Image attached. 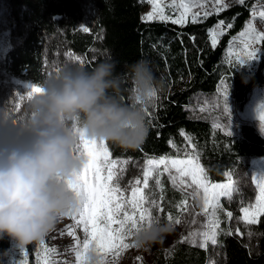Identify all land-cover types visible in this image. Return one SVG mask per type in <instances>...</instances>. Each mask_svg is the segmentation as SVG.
Masks as SVG:
<instances>
[{"label": "trees", "instance_id": "16d2710c", "mask_svg": "<svg viewBox=\"0 0 264 264\" xmlns=\"http://www.w3.org/2000/svg\"><path fill=\"white\" fill-rule=\"evenodd\" d=\"M145 0H0V116L19 120L25 117L26 107H15L5 101L11 80L40 85L49 74L46 54L58 50L78 56L82 66L93 69L104 60L116 62V73L123 74L126 66L137 60L150 61L163 88L148 108V135L134 151H124L107 144L113 159L125 161L119 183L126 187L135 179H143V169L137 162L164 155L176 157L185 153L194 156L214 183L226 182L228 174L237 180L240 173L252 169L250 159H264V136L249 124H240L229 135L213 129L196 113L195 105L203 97H210L229 67L223 57L231 39L244 27L256 3L264 0H244L234 3L196 23L184 26L171 22L141 19ZM220 21L225 27L218 46L213 49L208 30ZM81 26H88L85 33ZM195 37L193 41L191 38ZM256 72L244 83L233 69L229 79L236 93L239 109L246 104L251 89L263 84L264 45ZM125 82L122 96L128 100ZM188 139V140H187ZM169 141L172 144H169ZM195 145V149L191 147ZM161 206L165 217L171 213L179 217L177 204L182 196L169 183L161 180ZM253 186L236 187L231 202L223 199L220 211L218 243L201 249L180 240L168 247L150 248L149 264H264V216L259 223L246 226L240 220V208L255 196ZM227 211L233 212L231 220ZM239 227L243 236L236 235ZM229 229L231 235L228 234ZM251 231V236H249ZM11 247L9 240H0V255ZM28 264H35L32 252Z\"/></svg>", "mask_w": 264, "mask_h": 264}, {"label": "clouds", "instance_id": "9594fccd", "mask_svg": "<svg viewBox=\"0 0 264 264\" xmlns=\"http://www.w3.org/2000/svg\"><path fill=\"white\" fill-rule=\"evenodd\" d=\"M115 69L114 60L91 70L67 65L27 97L24 118L0 116V240H9L15 250L41 241L78 208L72 186L88 163L77 151L82 139L124 151L144 143L146 110L163 83L147 59L127 65L123 74ZM174 230V224L161 220L135 232L130 242L148 250ZM81 264L109 261L92 244L81 249Z\"/></svg>", "mask_w": 264, "mask_h": 264}, {"label": "snow or ice", "instance_id": "6c2138e0", "mask_svg": "<svg viewBox=\"0 0 264 264\" xmlns=\"http://www.w3.org/2000/svg\"><path fill=\"white\" fill-rule=\"evenodd\" d=\"M211 2L214 5L223 4V0H211ZM149 3L152 5V10L142 17L143 21H170L174 25H185L190 8L184 0H181L180 3V8L183 11L179 12L175 18L165 14V9L161 6L160 0H149ZM238 3L243 5L244 0H238ZM214 10L219 12L222 8L216 7ZM210 14V12L204 11L203 17L207 18ZM251 14L255 17V5ZM259 15L264 17V10H261ZM199 16L200 13L198 12L192 13V23H196ZM81 27L85 33L91 31L88 26ZM225 27L230 29L232 24L225 26L224 21H220L215 28L208 30V38L213 49L218 46L220 37L225 34ZM191 39L194 41L195 37ZM257 45H264V32L255 31L251 22L246 24L245 31H242L238 37H233L229 42L227 49L229 72H226L218 89L224 100V112H230L227 103L230 87L228 80L231 79L229 73H232L237 65L243 66L258 59L259 52L254 47ZM75 59L80 60L79 57ZM80 63L82 64L83 61ZM40 91L42 89L38 85H29L26 95L29 97ZM156 98L157 92H154L153 100ZM146 113L149 114L148 109ZM259 119L260 123L264 125V115H261ZM228 134L232 135L231 131ZM169 144L171 145L172 142L169 141ZM191 147L195 149V145H191ZM77 151L83 153L88 160L85 169L78 177L75 185L72 186L78 198L79 206L75 212L71 213V216L75 221V226H82L86 235L82 245L79 241L76 242L78 264H81V249H87L92 244L107 258L109 264H114L115 258L119 257L124 250L136 248L128 242L131 241L135 232L140 231L146 225L151 226L153 223L165 219L162 216L164 208L157 200L150 183L154 180L155 186L159 188L161 185L159 176L163 173L168 174L171 184L177 190L185 191L187 188H191L193 193H202L203 203L201 207L206 218L200 229L190 231L186 236H182L179 243L189 242L192 246H196L197 239H199V247L205 250L209 243L213 246L217 245L221 223L217 213L218 210H223L221 197H225L231 202L236 191L231 179L227 183L211 182L205 174V169L194 156L190 157L188 153H185L183 157L177 155L173 158L166 154L159 158L147 159L143 179L136 178L134 185L129 182L126 187H122L119 179L124 169L119 166L121 162L111 158L112 153L109 151L107 143L82 139ZM254 179H256V187L258 188L255 203L240 208L242 214L240 219L246 226L258 224L259 217L264 216V176ZM162 200L163 196L160 197V201ZM180 204L184 207L181 208L180 205H177V210L191 215L192 219L189 223L195 225L197 223L196 216L200 213H188L187 199L182 200ZM226 216L231 220L233 212L227 211ZM166 220L174 226L182 223L180 217H174L171 213L166 215ZM69 234L72 233L69 232ZM228 234H232L230 229ZM248 234L251 236V231ZM236 235H244L239 227L236 228ZM50 251L53 250L43 249L45 257L43 264H50L48 259ZM15 254V251L10 249V255L14 256ZM40 254L39 251L36 252L37 258ZM23 255L27 256L28 251L25 250ZM109 257H112L111 261ZM21 264H25V262H21Z\"/></svg>", "mask_w": 264, "mask_h": 264}, {"label": "rangeland", "instance_id": "374dc122", "mask_svg": "<svg viewBox=\"0 0 264 264\" xmlns=\"http://www.w3.org/2000/svg\"><path fill=\"white\" fill-rule=\"evenodd\" d=\"M186 4H188L190 11L187 17V21H192V13L198 12L200 16L197 20L203 17V12L208 11L211 14L218 13L214 9L216 7H221L222 10L230 6L231 4L238 3V0H223L222 5H214L211 0H184ZM181 0H160V4L165 9V14L169 16H173L175 18L179 12L183 11L180 8ZM199 6H196V5ZM3 10L2 6L0 5V12ZM152 10V5L149 3V0H145L143 2V10L141 12V19L143 16H146ZM253 10V9H252ZM264 10V4L256 3L255 4V17L250 13L249 19L246 21L243 29L234 37H238L242 31L246 30V24L251 22L252 27L257 32H264V17L259 15L260 11ZM221 11V10H220ZM3 14V12H1ZM210 14V15H211ZM155 21V20H154ZM159 21V20H156ZM170 22V21H169ZM233 39V38H232ZM231 39V40H232ZM229 45L227 46L228 49ZM256 50L259 52L258 59L253 60L244 64L243 66H238L235 69L236 73L241 77L244 83H247L248 80L253 76L256 72L258 64L261 60L262 50L260 45L254 46ZM227 49L225 51L223 61L227 64ZM78 56H71L66 51L58 50L55 53L46 54V69L47 73L49 74V78L56 75L62 68L67 65H79L80 60L75 59ZM263 80H264V71H263ZM222 82V81H221ZM221 82L217 87V91L214 95L210 97H203L199 100L200 103L196 104L194 107L196 109V113L200 116V118L208 121L213 129H217L222 131L223 133H227L231 131L234 133L236 128L240 124H249L253 126L260 134L264 136V125L260 123V116L264 115V82L262 85L254 87L251 89L250 93L247 96L246 104L243 106L242 109H239V105L237 102L236 93L234 91L233 84L230 80H228L229 84V95H228V108L230 112H224V100L222 95L218 92V89L221 86ZM31 85L29 83H24L18 80H11L10 86L8 87L7 94L5 95V101L8 103H12L15 107H27L26 100H27V90L28 86ZM188 140V139H187ZM120 165L124 167L126 162L120 161ZM249 163L252 165V169L245 172L240 173L237 180H234L230 174L226 176V182H229L231 179L234 182V188L241 187L247 185H251L255 189V196L253 200L249 202V204L255 203V197L258 194V188L256 187V179L259 176H264V159H257L253 158L249 160ZM137 165L143 169L146 167V161L137 162ZM167 177L170 185L171 181L167 173H163L159 176V179L162 180V177ZM153 186L155 196L157 200L161 203V186L157 188L154 184V180L150 181ZM174 188V187H173ZM178 191L181 196L182 200L187 199V207L188 213L195 212L200 213V215L196 216L197 223L195 225H190V221L192 216L187 213H180V218L182 219L181 225L175 226V230L173 234L167 237L165 242L162 245H156L161 247H168L174 241L180 240L182 236H186L190 231H194L200 229L201 224L205 220V214L202 212V193L197 192L193 193L191 188H187L185 191ZM236 192V191H235ZM227 198L221 197L222 200ZM181 208L184 205L178 203ZM220 211L218 210V218L220 215ZM240 212V217H241ZM241 220V219H240ZM242 221V220H241ZM243 222V221H242ZM69 226H72L71 228ZM69 232L72 234L70 235ZM86 238L85 233L83 232V227H76L75 221L72 219L71 214L65 217H61L56 224V227L41 241L34 242L30 244L25 250L28 251V255H23L25 251H18L13 248L11 245L10 249L15 251V255H10V249L3 255H0V264H21V262H25L28 264V257L29 253L32 252L33 261L35 264H43V260L45 259L43 255V249L48 248L50 250L48 254V259L50 264H78L76 259V242L79 241L82 245L83 240ZM129 243L130 240L128 241ZM189 243V242H187ZM190 244V243H189ZM197 247H199V239H197ZM212 246L211 243L208 244L207 247ZM39 251L41 254L39 258L36 256V252ZM150 249H137V248H129L124 250L119 257H116L114 260V264H149L150 262ZM109 260H112V257H109ZM207 264H214L213 261H208Z\"/></svg>", "mask_w": 264, "mask_h": 264}]
</instances>
